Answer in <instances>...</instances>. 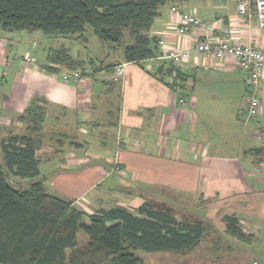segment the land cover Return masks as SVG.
<instances>
[{
    "label": "crops",
    "instance_id": "obj_1",
    "mask_svg": "<svg viewBox=\"0 0 264 264\" xmlns=\"http://www.w3.org/2000/svg\"><path fill=\"white\" fill-rule=\"evenodd\" d=\"M171 7L209 25L181 35ZM225 29L232 42L264 48V28L254 17L239 16L236 0L168 1L147 34L168 46L190 49L186 62L166 75L157 69L168 62L156 57L128 64L116 81L90 76L77 83L63 82L65 69L54 74L42 69L49 50L55 49L50 40L66 37L0 29V72L7 70L0 79V142L9 133H28L29 123L20 117L38 99L46 114L37 156L48 194L92 214L116 206L134 210L146 201H162L158 192L165 191L178 200L177 205L164 202L208 222L228 244L259 240L264 236V192L258 190L264 191V145L257 133L264 126V78L262 115L239 128L234 140L240 143L231 145L229 136L213 143L205 131L209 118L232 111L238 116L245 99L246 74L231 58L193 52L198 38H212ZM22 50L31 54L30 62ZM118 55L115 64L125 62L122 49ZM112 56L108 52V61L99 64H114ZM86 124L89 130L81 138L79 130ZM47 135L50 139L43 143ZM226 215L237 219L242 239L224 232Z\"/></svg>",
    "mask_w": 264,
    "mask_h": 264
},
{
    "label": "trees",
    "instance_id": "obj_2",
    "mask_svg": "<svg viewBox=\"0 0 264 264\" xmlns=\"http://www.w3.org/2000/svg\"><path fill=\"white\" fill-rule=\"evenodd\" d=\"M168 1L174 0H0V29L41 31L82 42L89 30L101 41L121 47L125 62L140 64L160 54L158 41L147 33ZM166 61L168 66L163 63L157 73L176 71L177 66ZM115 66H96L93 59L86 63L60 48L49 50L42 69L50 74L89 69L94 77L104 70L110 74ZM45 114L44 105L34 99L20 117L29 123L28 133H9L0 142V264H140L137 251L187 254L210 234L211 254L219 252L226 240L208 222L186 212L178 216L164 201L87 214L71 201L48 194L37 156ZM7 172L31 183L10 185ZM223 219L224 232L242 239L237 219ZM82 236L86 243L80 246Z\"/></svg>",
    "mask_w": 264,
    "mask_h": 264
},
{
    "label": "built area",
    "instance_id": "obj_3",
    "mask_svg": "<svg viewBox=\"0 0 264 264\" xmlns=\"http://www.w3.org/2000/svg\"><path fill=\"white\" fill-rule=\"evenodd\" d=\"M236 12L239 16L254 17L260 28H264V0H236ZM170 15L177 21V30L181 35H187L194 29H202L209 25L208 22L200 21L189 12H179L176 7L170 8ZM160 54L158 59L168 60L175 66L186 62L192 52L190 49L174 48L168 46L164 40L158 41ZM193 52L198 55L211 56L219 60L231 58L236 66L246 74L245 99L239 108L238 116L245 122L258 119L262 115V107L259 97L260 85L264 78V48L254 47L247 44L236 43L230 40L228 29L215 33L212 38H198L194 44ZM31 59L27 58V62ZM128 62L117 64L110 74L99 73L101 81L119 80L123 78ZM91 71L85 69L65 70L61 74L63 82H80L83 78L89 79ZM107 75L110 77L107 78ZM7 76V70L0 72V79ZM258 139L264 145V126L257 133Z\"/></svg>",
    "mask_w": 264,
    "mask_h": 264
},
{
    "label": "rangeland",
    "instance_id": "obj_4",
    "mask_svg": "<svg viewBox=\"0 0 264 264\" xmlns=\"http://www.w3.org/2000/svg\"><path fill=\"white\" fill-rule=\"evenodd\" d=\"M85 35L88 39L87 44H83L82 42L76 39H71V37L59 39L53 38L50 40L49 44L55 49L65 47L73 58L81 59L86 63H88L89 59H93L94 62L98 64L102 63V61H108L107 53L109 52L111 56L113 55L112 57L113 59H115L114 61H116L114 62V64L117 63V57L119 56L118 52L121 51V47L101 41L89 30L86 31ZM126 36L127 35H125V37ZM124 40L127 42V37ZM20 54H22L24 60L31 57L29 51L22 50ZM208 121V124L205 125V131L207 132V134H209V136L211 137L210 139L213 143H219L220 140H225L224 138H227V136H229L230 141L228 143L234 146L240 143L238 139L234 140L235 136L238 134L239 128L241 129L251 124V122L246 123L245 121L240 119L237 116L236 111L234 113L232 111L224 117L209 118ZM83 127L86 128H83V130L80 129L78 134V136L81 138L84 137L82 136V134L87 131L86 129L89 130L87 124ZM109 134L110 135L108 138L110 139L113 133L110 132ZM89 136L94 137L93 134H90ZM236 137H238V135ZM49 139V135L45 136V141L43 143H47ZM7 181L10 185L15 184V186L17 185L16 182L19 183V181H21L20 185H23V187H26L29 183H31V180L29 179H15L10 172H7ZM258 188L259 191L264 192L262 190L263 188H261L260 186ZM146 193L149 194L150 191H145V194ZM158 193H160L161 195L160 200L166 201L167 203H174L175 205H177L176 201L178 199L176 196L166 197L165 191H159ZM153 194H155V192H152V195ZM156 197V199L159 198L158 196ZM184 206L185 205H181V207H183L182 209L187 208H185ZM177 209L176 211H178L179 213L178 216H180L181 211L184 210L179 211L180 209ZM261 221L264 223V219ZM263 230L261 232V235H263L262 233H264ZM212 238L213 235L210 239H206L199 248L187 254H175L167 252L147 253L143 251H137L136 254L142 260L140 264H264V236H262V238H259V240L251 243L246 241H239L240 244H228L227 242L225 243V241H223L221 247H219V252L216 254H211L210 249L212 246ZM227 239L231 242L235 241V239H232L230 237H228ZM85 243L86 239L83 236L80 237V246Z\"/></svg>",
    "mask_w": 264,
    "mask_h": 264
}]
</instances>
